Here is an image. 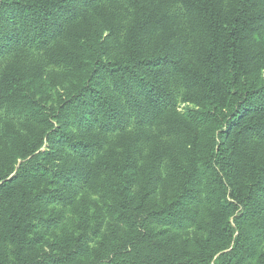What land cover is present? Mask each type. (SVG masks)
<instances>
[{
    "label": "trees",
    "instance_id": "trees-1",
    "mask_svg": "<svg viewBox=\"0 0 264 264\" xmlns=\"http://www.w3.org/2000/svg\"><path fill=\"white\" fill-rule=\"evenodd\" d=\"M263 63L264 0H0V135L38 130L0 152V264H264Z\"/></svg>",
    "mask_w": 264,
    "mask_h": 264
},
{
    "label": "rangeland",
    "instance_id": "rangeland-1",
    "mask_svg": "<svg viewBox=\"0 0 264 264\" xmlns=\"http://www.w3.org/2000/svg\"><path fill=\"white\" fill-rule=\"evenodd\" d=\"M28 59H29V61H27V62L31 65H32V63L33 64H40L41 63L43 65L46 73H44L45 75H43L42 82L45 83L49 79V75H48L49 72H54L55 74H58L57 80L53 83L51 82V84L49 86V90H48V88H46V86L43 87L41 90V93H44L45 95L49 96L50 98L52 97V101L56 102L59 95L65 93L64 86L67 84L69 78H67L66 76H62L63 71L59 70L57 68V66L51 61V59L48 56L43 55V52L31 50L29 52ZM262 73L264 74V67L262 69ZM52 78H53V76H52ZM200 109L201 108L197 103H191V102L186 103L180 99L175 105L171 106L163 114L166 115L170 111L182 112L183 113L181 115L182 119L190 122L191 126L196 129L197 132L195 131V136H197V140L199 141V146H201L203 140L212 134L213 126H212V123L210 122V120L206 119L204 117V115H202ZM3 114H4V119L2 122V126L5 128L6 131L4 132L3 135H0V140L5 134H7V135L5 136V143L6 144L4 146L3 145L0 146V152H2L5 147H11V148L14 147L15 143H17L18 139H17V134L13 131L14 128L18 129L17 133H19L22 137H31L35 133H37L38 130L34 129L36 126V123L29 125V123H25L21 119H18L16 117H14V118L9 117V115H6L5 113H3ZM25 124H27V125H25ZM158 128H159L158 125H154L152 127L147 128L146 131L153 132V133H149L150 135H153V134L159 132L160 128L159 129ZM185 133L186 132L181 133V135H180L181 139H184L185 137H187ZM170 139L171 140L174 139V136L171 137ZM113 140L114 139H112V141ZM183 141L184 140H182L180 143H183ZM143 146H144V151L146 152L148 150L149 143L144 141ZM182 156L183 157H190L189 153L183 154ZM31 158L35 159V155L33 157L26 159V160H31ZM26 160L19 161V163L22 164V163L26 162ZM205 205L206 204H203L199 208L201 211V214L203 213L202 209L204 208ZM187 207H190V206H187ZM183 221H185L186 223H189L188 218L183 219ZM98 222H99V224L100 223L104 224L105 229L109 228V227H122L123 228V225L121 223H118V222L114 221L113 219L107 220V218H106V220H104L103 218H99ZM156 224L159 225L158 223H156ZM194 230H195L194 227L192 229H189V230L186 229L185 233H187V235H189V236H193ZM202 233H201V235H202Z\"/></svg>",
    "mask_w": 264,
    "mask_h": 264
}]
</instances>
